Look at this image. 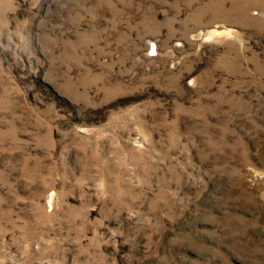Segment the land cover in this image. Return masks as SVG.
<instances>
[{"label":"rangeland","instance_id":"1","mask_svg":"<svg viewBox=\"0 0 264 264\" xmlns=\"http://www.w3.org/2000/svg\"><path fill=\"white\" fill-rule=\"evenodd\" d=\"M0 264H264V0H0Z\"/></svg>","mask_w":264,"mask_h":264},{"label":"bare ground","instance_id":"2","mask_svg":"<svg viewBox=\"0 0 264 264\" xmlns=\"http://www.w3.org/2000/svg\"><path fill=\"white\" fill-rule=\"evenodd\" d=\"M203 34L201 33V32H199V33H197V34H195V37H201ZM206 36V35H205Z\"/></svg>","mask_w":264,"mask_h":264}]
</instances>
